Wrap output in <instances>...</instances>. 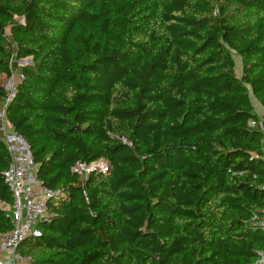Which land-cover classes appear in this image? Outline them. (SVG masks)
<instances>
[{"label": "trees", "instance_id": "1", "mask_svg": "<svg viewBox=\"0 0 264 264\" xmlns=\"http://www.w3.org/2000/svg\"><path fill=\"white\" fill-rule=\"evenodd\" d=\"M235 54L241 59L237 76ZM30 59L29 65L19 62ZM5 120L61 191L32 264H255L264 0H0ZM106 160L85 180L77 163ZM0 137V204L13 206ZM0 206V238L12 230Z\"/></svg>", "mask_w": 264, "mask_h": 264}, {"label": "built area", "instance_id": "2", "mask_svg": "<svg viewBox=\"0 0 264 264\" xmlns=\"http://www.w3.org/2000/svg\"><path fill=\"white\" fill-rule=\"evenodd\" d=\"M21 79L20 75V81ZM9 127L12 128L10 125ZM250 127L264 134L263 119L250 121ZM1 131L5 134L6 144L12 156V163L4 173V180L14 203L12 207L0 204L8 213L13 227L0 238V264H32L30 258L20 255L19 247L27 239L40 236L39 225L48 217V206H58L65 195L61 191L45 187L38 181L37 167L28 153L27 144L17 135L8 136L5 130ZM109 170V163L103 159L90 164L79 162L72 168L73 173L78 174L82 180L95 172L106 174ZM262 214L261 220L255 215L252 221L264 231V211ZM255 264H264V251L258 252Z\"/></svg>", "mask_w": 264, "mask_h": 264}, {"label": "rangeland", "instance_id": "3", "mask_svg": "<svg viewBox=\"0 0 264 264\" xmlns=\"http://www.w3.org/2000/svg\"><path fill=\"white\" fill-rule=\"evenodd\" d=\"M234 55V59L236 62V73L238 77H241L242 75V63H241V59L239 57H237L235 54ZM20 65H29V59L24 60L23 63H20ZM20 81V74L19 72H14L12 74V76L7 77V76H2L0 77V84H2L5 89L7 90V92L9 93V96L11 97L15 87L17 86V84ZM250 96H251V101L252 104L254 106V108L256 107L257 102L255 101V98L252 96V93L250 92ZM5 109H6V105L5 104H1L0 105V137L3 138L6 142V138H5V134L1 131V129H3V131L5 130L6 135L8 136H15V132L12 128L9 127V123L5 120ZM256 109V108H255Z\"/></svg>", "mask_w": 264, "mask_h": 264}, {"label": "crops", "instance_id": "4", "mask_svg": "<svg viewBox=\"0 0 264 264\" xmlns=\"http://www.w3.org/2000/svg\"><path fill=\"white\" fill-rule=\"evenodd\" d=\"M255 108L254 109H255V113L257 114V116L264 120V108L261 106V104L259 102H257Z\"/></svg>", "mask_w": 264, "mask_h": 264}, {"label": "water", "instance_id": "5", "mask_svg": "<svg viewBox=\"0 0 264 264\" xmlns=\"http://www.w3.org/2000/svg\"><path fill=\"white\" fill-rule=\"evenodd\" d=\"M24 61H21L20 63H23ZM29 63H30V59H29ZM253 96V94H252ZM251 97V96H250ZM254 97V96H253ZM256 101V100H255ZM257 102V101H256ZM18 136V135H17ZM19 137V136H18ZM24 141V140H23ZM25 142V141H24ZM30 154V151L28 152Z\"/></svg>", "mask_w": 264, "mask_h": 264}]
</instances>
